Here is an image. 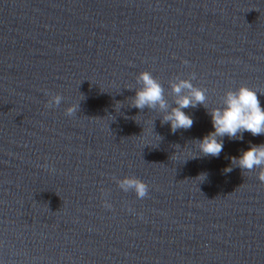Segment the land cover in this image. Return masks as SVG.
<instances>
[{
  "label": "water",
  "instance_id": "obj_1",
  "mask_svg": "<svg viewBox=\"0 0 264 264\" xmlns=\"http://www.w3.org/2000/svg\"><path fill=\"white\" fill-rule=\"evenodd\" d=\"M141 72L206 90L191 128L131 106ZM240 86L264 106V0H0V264H264L261 169L223 171L264 135L196 148Z\"/></svg>",
  "mask_w": 264,
  "mask_h": 264
},
{
  "label": "clouds",
  "instance_id": "obj_2",
  "mask_svg": "<svg viewBox=\"0 0 264 264\" xmlns=\"http://www.w3.org/2000/svg\"><path fill=\"white\" fill-rule=\"evenodd\" d=\"M137 83L139 87L131 98V106L136 109H158L163 113L162 123H167L172 133L178 129L191 128L193 119L184 109L195 108L198 104L204 106L206 102V90L194 86L190 79L176 78L170 83L173 96L171 105L174 106L165 99L163 87L150 72L139 73ZM257 93L245 86L224 92L220 106L208 110L211 131L196 140V148L200 154L218 157L223 150L224 137L242 140L245 132L252 136L264 135V106L261 105ZM61 99L59 94L51 96L46 107L59 105ZM75 111V104L65 108V114L69 116ZM233 166L245 171L261 169L258 179L264 182V143H249L238 156L230 157V166L223 171L231 172ZM208 176L207 172H201L197 177H200L202 182L207 180ZM116 184L123 192L134 191L137 198H143L147 194V186L134 177L118 179ZM103 206L111 208L107 202H104Z\"/></svg>",
  "mask_w": 264,
  "mask_h": 264
}]
</instances>
